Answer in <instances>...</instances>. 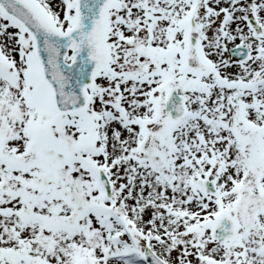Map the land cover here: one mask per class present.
Returning a JSON list of instances; mask_svg holds the SVG:
<instances>
[{"label":"snow or ice","instance_id":"obj_1","mask_svg":"<svg viewBox=\"0 0 264 264\" xmlns=\"http://www.w3.org/2000/svg\"><path fill=\"white\" fill-rule=\"evenodd\" d=\"M0 264H264V0H0Z\"/></svg>","mask_w":264,"mask_h":264}]
</instances>
